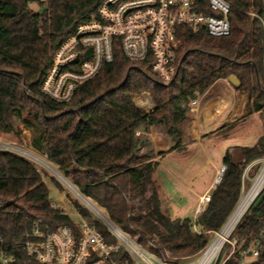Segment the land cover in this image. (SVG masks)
<instances>
[{
  "label": "trees",
  "instance_id": "1",
  "mask_svg": "<svg viewBox=\"0 0 264 264\" xmlns=\"http://www.w3.org/2000/svg\"><path fill=\"white\" fill-rule=\"evenodd\" d=\"M103 1L49 0L39 3L36 11L31 8L35 0H0V138L10 132L22 137L19 123L23 124L31 132L27 144L105 208L122 229L191 262L211 241L206 231L222 228L232 213L245 166L264 155V136L254 145L240 146L239 159L230 148L226 151L222 179L206 210L194 220L164 211L154 174L160 164L157 157L165 151L156 154L152 140L137 136L138 131L147 132L157 123L170 140L169 150L184 151L191 100L232 74L239 79L237 90L247 97L245 112L218 131H228L254 113L264 123V0H227L232 5L228 35L185 30L178 71L168 84L153 70L151 60L130 59L116 39L112 61H105L96 76L78 84L70 100H56L42 88L55 53L79 24L98 15ZM80 49L79 64L92 55L91 47ZM143 92L153 97L151 111L135 102ZM51 178L68 190L60 179ZM68 194L107 240H115L73 192ZM52 201L35 163L0 148V264H43L25 248L33 225L39 220L52 228L75 225ZM260 214H264V192L237 232L255 229Z\"/></svg>",
  "mask_w": 264,
  "mask_h": 264
},
{
  "label": "built area",
  "instance_id": "2",
  "mask_svg": "<svg viewBox=\"0 0 264 264\" xmlns=\"http://www.w3.org/2000/svg\"><path fill=\"white\" fill-rule=\"evenodd\" d=\"M35 1L47 3L49 0ZM231 11L232 5L227 0H104L98 15L79 24L77 30L57 49L44 79L43 91L59 101L70 100L78 84L96 76L105 61H112L116 39H119L130 59L151 60L153 70L163 83L168 84L178 71L177 55L183 32L191 30L194 33L208 32L213 36L228 35L232 31ZM81 47H91L92 55L79 64ZM76 66L79 68L76 69ZM135 102L146 111L155 108L149 92L136 96ZM198 105L199 97L192 99L191 111H196ZM0 148L31 161H34L31 155L38 159V155L24 147L1 139ZM225 169L224 165L219 170L214 188L221 181L220 176ZM57 171L64 185L109 230L115 240H107L97 226L71 203L81 217L79 221L73 219L74 226L61 224L52 228L39 220L28 232L25 248L38 261L43 264H181L178 257L170 256L154 241L144 243L122 229ZM263 192L264 155L245 166L241 194L232 213L222 228L206 231L211 241L193 260L195 264H264V214L258 216L255 229L237 232L246 214L262 198ZM212 193L208 191L199 195L194 220L206 210ZM52 206L68 214V206H59L55 201H52ZM195 229L202 232L196 224ZM225 249L227 253L223 255Z\"/></svg>",
  "mask_w": 264,
  "mask_h": 264
},
{
  "label": "crops",
  "instance_id": "3",
  "mask_svg": "<svg viewBox=\"0 0 264 264\" xmlns=\"http://www.w3.org/2000/svg\"><path fill=\"white\" fill-rule=\"evenodd\" d=\"M230 80V77L229 79H218L205 93L199 96L197 110L191 111L190 118L184 123V141L187 143V148L184 151L169 150L171 146L170 140L165 130L157 123L152 124L149 131H140L137 135L149 137L152 140L154 152L156 154L160 151H165L163 156L157 157L160 164L154 174L156 181V177L161 179L162 177H167L171 181L180 182L196 196L195 200H192L183 197L184 194H179V201H175L174 194L169 193L164 201L163 194L160 191L162 207L167 214L173 217L194 216L195 208L199 201V195L215 189L214 183L219 175V170L224 166V162L222 160L221 164H217L213 161V158L209 157L205 149L204 138H213V140L218 139L223 135L230 134L234 129L244 125L246 122L239 123L225 132L218 131L224 123L236 121L245 112L246 98H244L243 95L236 97L238 94L236 83L232 80L230 82ZM230 146L235 145H229L228 148ZM228 148L226 150H228ZM223 149L222 151H224ZM200 152L206 158V162L203 165L195 163V159L190 155V153L194 155L196 153L197 155ZM204 166H212L213 170L208 174L205 181L207 187L203 192H200L194 187L196 179ZM157 183L159 182L157 181ZM172 183L174 182L172 181ZM166 208L169 210H166ZM189 209L192 214L188 213Z\"/></svg>",
  "mask_w": 264,
  "mask_h": 264
},
{
  "label": "rangeland",
  "instance_id": "4",
  "mask_svg": "<svg viewBox=\"0 0 264 264\" xmlns=\"http://www.w3.org/2000/svg\"><path fill=\"white\" fill-rule=\"evenodd\" d=\"M31 8L33 10H40V5L37 2H34L31 4ZM231 82V80H230ZM240 95H243L244 98L247 97L245 94L241 93L238 91V94L236 97H240ZM19 123V122H18ZM20 128L23 131L22 137L16 134V132H10V133H1V140L9 143L16 144L18 146L24 147L25 149L29 150L32 153H35L36 155L40 156L38 159L35 157V155H31L33 158V162L35 165L38 167L39 171L42 172L43 174V179L48 185L49 192H50V197L53 201L57 202L59 206H68L67 207V213L75 220L79 221L81 220V217L79 216L77 210L71 205V196L68 194L69 189H62L59 187L55 181L51 178L52 176L59 178L56 172H58L55 167H53L52 164L47 160H44L43 158L46 159L45 156L42 155V153L33 150L27 143L31 139V132L26 129V127L23 124L19 123ZM264 136V123L261 118H259V115L257 113H254L250 115L247 119L244 125H241L234 129L233 132L227 135H223L222 137L213 140V138H204V144H205V149L206 152L208 153L209 157L213 158V161L217 164H221L225 154H226V149L228 148L229 145L234 144L235 146H230L229 148L232 150L233 155L235 158H241V151L239 150L240 146H251L257 143V141ZM197 145V144H196ZM197 147V146H195ZM224 148V149H223ZM228 148V149H229ZM222 149L224 151H222ZM190 155L195 159V163H198L199 165H203L206 162L205 156L200 152L199 154L195 155L190 153ZM43 157V158H41ZM188 157V156H186ZM213 170L212 166H204L203 170L200 172L196 179L195 183V189L203 192L204 189L207 187L205 181L208 177V174ZM224 173V172H223ZM157 181L159 182L160 186V191L163 194V200L167 198V195L169 193L174 194V200L179 201V194H184L183 197L186 199H192L195 200V194L192 193L191 191L188 190L186 186L181 184L180 182H175L172 180L174 183H172L171 180H169L167 177H156ZM181 184V185H180ZM72 192V191H71ZM102 211L105 213L107 212L105 208H103L100 204L94 202ZM166 210H169L166 208ZM188 213L192 214L190 212V209ZM193 217V216H192ZM210 236V235H209ZM227 253V250L225 249L223 252V255ZM191 260V259H190ZM188 261V262H187ZM187 262V263H186ZM181 264H195L194 261L192 260L189 262V260H181Z\"/></svg>",
  "mask_w": 264,
  "mask_h": 264
},
{
  "label": "water",
  "instance_id": "5",
  "mask_svg": "<svg viewBox=\"0 0 264 264\" xmlns=\"http://www.w3.org/2000/svg\"><path fill=\"white\" fill-rule=\"evenodd\" d=\"M230 79L234 82V83H236V84H238L239 83V79L236 77V75H234V74H232L231 76H230ZM223 175V174H222ZM222 175L220 176V179H222Z\"/></svg>",
  "mask_w": 264,
  "mask_h": 264
},
{
  "label": "bare ground",
  "instance_id": "6",
  "mask_svg": "<svg viewBox=\"0 0 264 264\" xmlns=\"http://www.w3.org/2000/svg\"><path fill=\"white\" fill-rule=\"evenodd\" d=\"M40 156H38V158H39ZM42 158V157H41ZM44 159V158H43ZM45 160V159H44ZM54 167V166H53ZM56 169V168H55ZM57 170V169H56ZM56 173H58V172H56Z\"/></svg>",
  "mask_w": 264,
  "mask_h": 264
}]
</instances>
